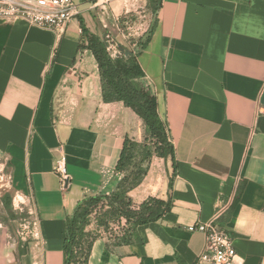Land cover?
Listing matches in <instances>:
<instances>
[{"label": "crops", "instance_id": "crops-1", "mask_svg": "<svg viewBox=\"0 0 264 264\" xmlns=\"http://www.w3.org/2000/svg\"><path fill=\"white\" fill-rule=\"evenodd\" d=\"M79 1L92 5L58 41L23 20L0 22V159L15 194L34 207L40 237L22 254V240L0 223V264H63L66 218L85 197L115 188L123 139L142 142L138 116L103 102L78 21L125 46L130 34L118 21L142 0ZM137 61L176 171L154 158L148 176L162 167L165 184L146 181L129 196L136 204L170 198L171 207L137 227L138 241L108 250V237L96 239L87 264H195L205 237L187 227L214 221L231 235L239 264H264V0H163ZM61 154L63 190L55 170Z\"/></svg>", "mask_w": 264, "mask_h": 264}, {"label": "trees", "instance_id": "trees-1", "mask_svg": "<svg viewBox=\"0 0 264 264\" xmlns=\"http://www.w3.org/2000/svg\"><path fill=\"white\" fill-rule=\"evenodd\" d=\"M146 1L147 10L154 17L152 24L137 39L135 51L119 44L117 45L118 53L114 56L108 51L103 37L90 33L83 19L78 17L82 37L86 41L85 47L92 52L98 67L103 102H121L124 107L132 110L142 123L144 142L141 144L126 136L114 168L115 174L120 176L115 188L109 193L85 197L77 203L71 215L66 218L65 239L62 247L63 264H87L94 241L101 237L90 229L91 216L98 206L104 211L101 217L95 220L97 228L107 229L109 222L114 219H123L126 222V229H123L121 235H117L113 240L108 237V250L138 241L136 233L138 226L158 221L170 211V198L166 200L150 198L139 206H134L129 197V192L139 186L146 175L148 167L145 163L148 164L152 156H157L164 162L170 161L173 173L176 171L174 147L158 116L156 97L147 84L137 61L138 55L150 41L156 25V14L163 0ZM134 20L133 13L122 15L118 21L119 29H127ZM171 185L172 177H168V190L171 189ZM3 203L5 208L11 211L9 194L1 197V204ZM106 232L105 230L104 233ZM20 244H22L23 254L28 243L22 241Z\"/></svg>", "mask_w": 264, "mask_h": 264}, {"label": "built area", "instance_id": "built-area-1", "mask_svg": "<svg viewBox=\"0 0 264 264\" xmlns=\"http://www.w3.org/2000/svg\"><path fill=\"white\" fill-rule=\"evenodd\" d=\"M77 13L78 10L72 0H0V22L23 20L33 27L51 31L56 41L63 37L70 21ZM106 42L108 51L112 54L111 51L114 49H112L113 46L110 44L108 36ZM55 170L59 175L60 189L63 190L68 178L65 158L62 154L56 162ZM16 197L18 196L16 195ZM19 203L26 206L22 201ZM28 206L27 214L31 220L23 226V229L26 230L25 233H22L21 240L23 242L28 239L39 240L40 238L35 209L31 205ZM222 212L224 209H219L215 219ZM214 222H199L187 227L189 232H200L205 237L204 249L195 264H239L231 235Z\"/></svg>", "mask_w": 264, "mask_h": 264}, {"label": "rangeland", "instance_id": "rangeland-1", "mask_svg": "<svg viewBox=\"0 0 264 264\" xmlns=\"http://www.w3.org/2000/svg\"><path fill=\"white\" fill-rule=\"evenodd\" d=\"M139 4H140V6L136 9V11L132 12L135 15L134 23H132V24L130 23L131 26H127L128 27V28L126 27L127 29L120 30L122 33H124L126 35L128 33L130 34V36H129L130 43H126L125 46L128 47L132 51L136 50V41L142 35L141 32L143 33V31H146L148 29V27L152 24V21L154 18V17H152V15H150V12L147 10V7H146L147 1L142 0L139 2ZM112 49H114V51H117V47H113ZM143 142H144V135L142 138V142H140V143L143 144ZM149 146H151V145H149ZM63 156L65 158V155H63ZM59 158H60V156H59ZM154 158H159V157L152 156L149 163L148 164L145 163V165H147V167H148L147 173L144 176V178L142 179L139 186L146 181L148 182V184L151 183L155 187H160L163 182L165 184V182H166L165 176L166 175L162 171L163 170L162 167L158 168V173L155 171V173H156L155 175L148 176V174H150L149 173L150 167H151V164H152V161L154 160ZM4 163H5V161L3 159H0V222H3L4 223L3 225L8 226L9 230L14 232V234L16 236H18V238L21 240L22 233H25V231H26L23 229V226L27 222H30V220H31L29 218V215L27 214V209L29 208V206H28V203H25L26 206L20 205L19 201H21V199L19 197H16L15 192L13 191V189L10 186L9 173L7 171V166ZM65 167L67 168V166H65ZM139 186H137V187H139ZM136 188H134V189H136ZM5 194H9L11 197V211H8L5 208V206H4L5 203L1 204V197ZM150 198L157 199L159 197H148L144 201H142L141 203L145 202L146 200H148ZM131 201H132V199H131ZM132 203L134 206H139L141 204V203L136 204L133 201H132ZM103 211L104 210H102L100 208V206H98L96 208V210L94 211V213L91 216V222L92 223H91L90 229L93 231L94 234L106 236V237H109L110 239L113 240L114 237L122 234L121 232L123 231V229H126V222L123 219H120V220L114 219L113 221L111 220L109 222L107 229L97 228L96 224H95V220L97 218L101 217V214L103 213ZM105 230L107 231L106 233H104ZM96 231H100L101 233H97ZM29 240L30 239H28V241ZM28 241H26V242H28Z\"/></svg>", "mask_w": 264, "mask_h": 264}, {"label": "water", "instance_id": "water-1", "mask_svg": "<svg viewBox=\"0 0 264 264\" xmlns=\"http://www.w3.org/2000/svg\"><path fill=\"white\" fill-rule=\"evenodd\" d=\"M72 1L75 5L76 9L78 10V12H81L84 9H87L92 5L91 2L81 3L79 0H72ZM106 37H107V35H104L103 39H104V43H105L106 47H108L107 42H106ZM126 55H128V53H126ZM67 185H68V181L65 184V188L67 187Z\"/></svg>", "mask_w": 264, "mask_h": 264}]
</instances>
